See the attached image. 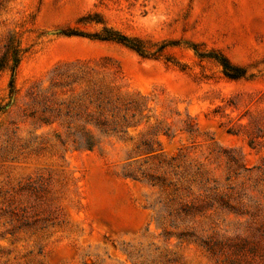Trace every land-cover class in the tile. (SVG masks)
<instances>
[{"label":"rangeland","instance_id":"1","mask_svg":"<svg viewBox=\"0 0 264 264\" xmlns=\"http://www.w3.org/2000/svg\"><path fill=\"white\" fill-rule=\"evenodd\" d=\"M96 13L170 45L143 57L63 34L102 30L79 22ZM10 37L22 59L13 93L0 71V264H230L242 239L264 264V0H0V57Z\"/></svg>","mask_w":264,"mask_h":264},{"label":"trees","instance_id":"2","mask_svg":"<svg viewBox=\"0 0 264 264\" xmlns=\"http://www.w3.org/2000/svg\"><path fill=\"white\" fill-rule=\"evenodd\" d=\"M79 22L81 23H103L104 27L102 30H97L94 32H87L78 27H69L63 30V34L67 36H83L89 37L92 39H98L103 41H114L121 44H124L143 57H154L157 58L163 54L165 49L170 45V43H163L158 46L157 49L152 50L151 46L147 41L138 38L131 37L120 30H117L113 27H110L106 24L104 20L99 16V14H89L82 17ZM196 54L201 58H209L215 60L223 69V73L226 77L230 79H240L246 78L248 76V70L245 67L234 64L230 59L221 52H204L200 50L198 45L194 46ZM22 59V49L19 43L13 38L10 37L8 42L5 44V51L0 57V71L4 68L9 67L12 71V79L10 81L11 93L15 89V79L19 64ZM2 106H0V110ZM97 125H105V122L99 120L96 122ZM82 145L86 147H92L94 144L93 136L89 132L83 133V140L80 141ZM137 179L135 176H133ZM195 202L188 203L185 207V210L188 211L191 208L198 207L195 206ZM212 239H206V243H210ZM217 244L213 242L209 248H213ZM261 244L254 241H249L242 239L240 243L235 244V249L233 251V257L230 260V264H255V257L258 256L261 252Z\"/></svg>","mask_w":264,"mask_h":264}]
</instances>
